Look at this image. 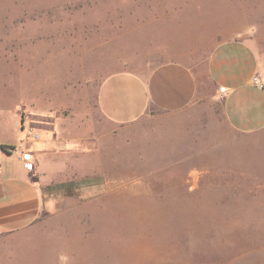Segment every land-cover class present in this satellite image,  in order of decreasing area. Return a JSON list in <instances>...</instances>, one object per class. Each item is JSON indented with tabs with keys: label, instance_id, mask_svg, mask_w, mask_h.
Returning a JSON list of instances; mask_svg holds the SVG:
<instances>
[{
	"label": "rangeland",
	"instance_id": "rangeland-1",
	"mask_svg": "<svg viewBox=\"0 0 264 264\" xmlns=\"http://www.w3.org/2000/svg\"><path fill=\"white\" fill-rule=\"evenodd\" d=\"M232 35L253 39L264 81V0H0V114L34 103L51 116L23 125L69 117L78 136L102 77L165 61L191 67L203 94L112 126L94 160L44 188L51 211L0 234V264H264V129L228 123L207 66Z\"/></svg>",
	"mask_w": 264,
	"mask_h": 264
},
{
	"label": "crops",
	"instance_id": "crops-1",
	"mask_svg": "<svg viewBox=\"0 0 264 264\" xmlns=\"http://www.w3.org/2000/svg\"><path fill=\"white\" fill-rule=\"evenodd\" d=\"M261 65L253 39L247 35L225 36L209 54L207 66L215 87L213 97L221 100L224 117L237 131L253 133L264 129ZM202 95L194 70L171 60L157 64L144 76L119 71L102 77L97 91V117L93 112L91 126L88 123L79 126L78 136L67 135L71 131L69 117L55 115L48 127L40 123L34 125L40 137L27 141L26 124H22L24 112H28L26 117L30 120L29 115L51 117L50 113L34 103H20L11 107L10 112L9 104L3 106L0 114V234H14L29 228L51 211L56 203L53 198L45 197L44 188L66 182L79 173L80 156H92L94 160L95 145H100L105 136L110 135L112 126L124 128L148 113L184 111ZM94 131L99 136L95 137ZM10 132L15 135H9ZM23 151L32 153L33 170L26 168ZM102 152H97L100 156L97 158L103 161ZM94 166L100 167L98 163Z\"/></svg>",
	"mask_w": 264,
	"mask_h": 264
},
{
	"label": "built area",
	"instance_id": "built-area-1",
	"mask_svg": "<svg viewBox=\"0 0 264 264\" xmlns=\"http://www.w3.org/2000/svg\"><path fill=\"white\" fill-rule=\"evenodd\" d=\"M254 81L256 83H258V78L255 77L254 78ZM25 123H26V130H27V139H30V140H37V139H39V137H40L39 131L36 130L30 124V122L28 120ZM22 157L24 159L26 168L29 169V170H33V168H34V158L32 156V153L30 151H23Z\"/></svg>",
	"mask_w": 264,
	"mask_h": 264
}]
</instances>
